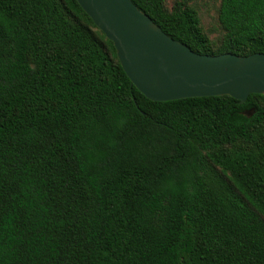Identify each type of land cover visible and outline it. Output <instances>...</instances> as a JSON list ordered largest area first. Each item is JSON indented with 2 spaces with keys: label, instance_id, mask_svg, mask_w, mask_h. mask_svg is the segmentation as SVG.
<instances>
[{
  "label": "trees",
  "instance_id": "16d2710c",
  "mask_svg": "<svg viewBox=\"0 0 264 264\" xmlns=\"http://www.w3.org/2000/svg\"><path fill=\"white\" fill-rule=\"evenodd\" d=\"M198 54L264 55V0H131ZM0 264H264V96L153 102L76 0H0Z\"/></svg>",
  "mask_w": 264,
  "mask_h": 264
},
{
  "label": "water",
  "instance_id": "95a60500",
  "mask_svg": "<svg viewBox=\"0 0 264 264\" xmlns=\"http://www.w3.org/2000/svg\"><path fill=\"white\" fill-rule=\"evenodd\" d=\"M112 42L135 88L148 100L264 96V55L198 54L167 36L131 0H76Z\"/></svg>",
  "mask_w": 264,
  "mask_h": 264
},
{
  "label": "rangeland",
  "instance_id": "374dc122",
  "mask_svg": "<svg viewBox=\"0 0 264 264\" xmlns=\"http://www.w3.org/2000/svg\"><path fill=\"white\" fill-rule=\"evenodd\" d=\"M174 1L165 0L166 7L170 8ZM188 3L198 12L201 26L210 40L217 42L222 36L217 22L219 0H188Z\"/></svg>",
  "mask_w": 264,
  "mask_h": 264
}]
</instances>
